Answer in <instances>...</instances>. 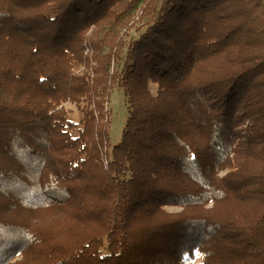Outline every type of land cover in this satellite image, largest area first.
<instances>
[{
    "label": "trees",
    "instance_id": "1",
    "mask_svg": "<svg viewBox=\"0 0 264 264\" xmlns=\"http://www.w3.org/2000/svg\"><path fill=\"white\" fill-rule=\"evenodd\" d=\"M197 251L264 264V0H0V264Z\"/></svg>",
    "mask_w": 264,
    "mask_h": 264
},
{
    "label": "rangeland",
    "instance_id": "2",
    "mask_svg": "<svg viewBox=\"0 0 264 264\" xmlns=\"http://www.w3.org/2000/svg\"><path fill=\"white\" fill-rule=\"evenodd\" d=\"M140 32L136 29L131 30L128 39L131 36L137 37ZM88 52V50L86 51ZM126 50H124L125 55ZM122 62L119 63L117 66H121ZM158 84L154 82H150V89L153 94H157ZM68 108L71 109L70 118L75 121L78 126H81V119L83 117L81 111L76 107L73 103L66 104ZM106 109L108 110V116L110 119L109 123V133H110V143L117 144L122 136V131L125 126L126 120L128 118V102L127 98L124 94V90L119 87H115L110 101L106 103ZM76 134V132L74 133ZM109 159L108 156H104V163L107 164V160ZM167 210L169 211H179L181 207L178 206H167ZM204 256L200 252H196L195 255H187L184 259V264H204L203 263Z\"/></svg>",
    "mask_w": 264,
    "mask_h": 264
},
{
    "label": "built area",
    "instance_id": "3",
    "mask_svg": "<svg viewBox=\"0 0 264 264\" xmlns=\"http://www.w3.org/2000/svg\"><path fill=\"white\" fill-rule=\"evenodd\" d=\"M107 162H108V160H107Z\"/></svg>",
    "mask_w": 264,
    "mask_h": 264
}]
</instances>
